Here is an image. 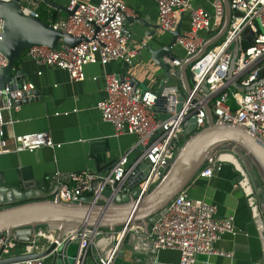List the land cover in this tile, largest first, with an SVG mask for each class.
<instances>
[{"label": "built area", "instance_id": "obj_1", "mask_svg": "<svg viewBox=\"0 0 264 264\" xmlns=\"http://www.w3.org/2000/svg\"><path fill=\"white\" fill-rule=\"evenodd\" d=\"M10 1V0H4ZM158 7L159 24L163 31L174 30L178 16L189 12L191 26L177 38L176 46L184 50L186 58L195 56L204 44L203 33L221 25L225 17L223 0H215L214 14L193 6L191 0H154ZM33 0H22L23 10L38 16L31 9ZM231 19L227 33L220 44L207 51L190 65L194 78L192 92L186 97L184 108L177 112L178 103L174 93L139 87L131 78L106 74L107 96L97 104L102 119L113 124L116 135L135 134L137 144L133 150L122 154L105 172L85 170L62 172L57 170L50 178V187H55L59 198L68 203L82 202L85 194L99 196L106 187L115 192L131 190L129 181L139 176L141 195L155 186L175 159L186 137V128L191 116L197 119V130L207 126L206 107L215 118L227 124L242 125L264 140V0H229ZM67 8L73 12L66 19L52 23L54 29L83 37L74 47L67 45L52 49L46 45H33L24 53L39 65L57 67L69 72L73 81L86 79L85 67L89 64L107 65L123 58L129 62L137 55L127 47L125 22L129 7L123 0H100L99 3L84 0H68ZM252 30L253 42L243 49L240 37ZM4 19L0 16V66L8 59L1 50ZM238 42L239 48L236 49ZM183 59H169L171 74L181 66ZM41 73V72H40ZM97 80V77H93ZM203 85L209 88L205 92ZM32 82L24 81L18 88H0V154L9 152L4 139L3 126L7 123L4 110H18L25 95L35 90ZM160 96L166 102H160ZM17 151H33L47 146L57 148L48 132H34L14 136ZM135 149L136 158L130 153ZM146 164L149 168H146ZM214 162L200 169L196 177L210 178L221 170ZM235 216L218 217L217 206L204 199L193 198L187 189L179 193L168 205L161 217L150 226L147 234L156 249H176L180 252L179 264H196L199 255L231 257L232 252L218 250L215 246L226 233L236 234ZM108 231L100 227L82 226L58 238V231L46 227L36 230L31 242H20L0 235V258H13L45 252L52 244L56 247L48 255H60L63 264H113L118 245L124 232L117 231L119 240L108 253H102L101 238ZM127 233V232H126ZM44 239L45 242H39ZM117 240V239H116ZM78 242L76 254L71 256L68 247ZM47 256V255H45ZM45 256L5 262L1 264H52Z\"/></svg>", "mask_w": 264, "mask_h": 264}, {"label": "crops", "instance_id": "obj_2", "mask_svg": "<svg viewBox=\"0 0 264 264\" xmlns=\"http://www.w3.org/2000/svg\"><path fill=\"white\" fill-rule=\"evenodd\" d=\"M99 3L100 0H84ZM129 7V15L125 22L128 37L127 47L136 50L137 55L131 62L119 58L107 65L101 63L89 64L85 67L86 79L73 81L67 70L57 67L39 65L28 58L25 53L17 64L26 79L32 82L40 95L27 99L18 110H4L6 124L3 126L4 139L9 152L0 154V187L18 188L21 191L32 189L51 194L55 187H50V178L57 170L62 172H82L93 170L105 172L110 169L118 158L137 144L135 134L116 135L112 123L102 119L97 108L98 102L105 99L106 74L115 73L131 78L143 88L155 90L159 93L169 90L176 96L187 97L190 84L182 73L186 58L184 50L176 46L175 55L183 59L181 66L175 69L171 77L160 68L151 57L146 45L157 47L161 40L171 38L169 32L163 31L159 24V12L154 0H123ZM215 0H191L193 6L203 8L214 14ZM229 0H223L227 12ZM53 2V3H52ZM68 0H33L30 8L37 11L50 24L66 19L69 14ZM62 6V7H61ZM225 17L221 25L203 33L204 44L193 56L200 58L207 51L212 50L224 39L219 37L223 29ZM140 19L159 26L154 29L155 35L148 36L146 32L152 27L144 26ZM182 22V31L191 26L189 12H182L178 16V23ZM177 23V24H178ZM230 24V23H229ZM61 44L60 46H63ZM236 46V45H235ZM187 63L190 73V65ZM169 59H166L168 65ZM177 71L180 73L177 74ZM41 72V73H40ZM13 74V73H12ZM97 77L94 80L93 77ZM192 87L194 84L191 85ZM48 132L57 148L41 147L33 151L16 150L14 136L34 132ZM1 137V135H0ZM137 149L130 153V159L136 158ZM230 152L218 154L217 163L221 170L210 178L196 177L187 188V193L193 198H204L214 203L218 208V217L235 216L236 234L226 233L216 242L218 250L232 252L231 257L217 254L199 255L196 264H261L264 262V204L257 189L249 178L237 168L234 160L227 157ZM92 196L85 194L84 197ZM263 222V223H262ZM101 238L102 253L108 254L119 240L117 231L108 230ZM117 239V240H116ZM44 243V239H40ZM78 242L69 245L71 256L76 254ZM46 260L52 264H63L60 255H47ZM179 264L180 252L176 249H156L147 236V231L133 225L118 245L113 264ZM89 264H94L89 262Z\"/></svg>", "mask_w": 264, "mask_h": 264}, {"label": "water", "instance_id": "obj_3", "mask_svg": "<svg viewBox=\"0 0 264 264\" xmlns=\"http://www.w3.org/2000/svg\"><path fill=\"white\" fill-rule=\"evenodd\" d=\"M21 1L0 0V16L4 19L1 50L8 59L6 66H0V88L10 86L15 89L22 85L26 75L21 69H17V64L22 59L23 53L33 45H46L56 49L61 44L74 47L84 40L83 37H74L70 33L54 29L50 23L43 21L37 15L26 13ZM227 3L225 23L219 37L225 34L231 19V7L229 1ZM62 9H65L69 15L73 14L68 8ZM140 21L144 26L153 29L146 32V35H155L154 29L159 26L149 24L144 19ZM182 32V22H179L174 30L169 31L171 38L168 41L160 39L161 45L157 47L145 46L152 60L169 77L172 74L166 59L173 60L177 57L174 49L177 38ZM236 44L238 49V42ZM191 60L193 63L196 58L192 57ZM190 61L184 62L182 66V73L190 84L189 93L192 92L191 85L195 82L187 69V63ZM179 73L177 71V74ZM203 89L205 92L209 91L206 85H203ZM39 95L40 92L36 89L30 91L22 102L27 99L32 100ZM175 98L178 100L175 105L176 111L181 112L186 97ZM159 101L166 102L167 98L160 96ZM205 109L207 126L197 130L196 117H190L184 129L186 139L177 156L167 166L162 179L142 195L141 188L137 184L139 176H134L129 181L131 190L127 193L115 192L110 187H106L99 198L95 195L84 197L80 203L62 201L56 194L57 189L51 194H45L35 189L21 191L18 188L0 187V235H6L20 242H31L35 238L36 230L46 227L58 231V238L61 239L69 232L85 225L114 232L120 228L121 234L124 232L122 239L133 225L144 228L148 234L150 226L161 217L170 202L189 187L202 167L216 162L221 152L231 153L237 168L244 175L248 174L264 204V140L254 132L250 134L242 125L227 124L215 118L210 107L207 106ZM146 168H149L148 164ZM55 247L56 244H52L42 253L0 258V264L45 256Z\"/></svg>", "mask_w": 264, "mask_h": 264}, {"label": "trees", "instance_id": "obj_4", "mask_svg": "<svg viewBox=\"0 0 264 264\" xmlns=\"http://www.w3.org/2000/svg\"><path fill=\"white\" fill-rule=\"evenodd\" d=\"M38 16L43 20L46 21L48 23H50L48 20H46L45 18H43L41 16V14L38 13ZM253 32L252 30L248 29L246 30L243 35L240 37V45L243 49H245L246 47L250 46L253 42Z\"/></svg>", "mask_w": 264, "mask_h": 264}, {"label": "bare ground", "instance_id": "obj_5", "mask_svg": "<svg viewBox=\"0 0 264 264\" xmlns=\"http://www.w3.org/2000/svg\"><path fill=\"white\" fill-rule=\"evenodd\" d=\"M228 158H230L231 160H235L234 157H232V155H227Z\"/></svg>", "mask_w": 264, "mask_h": 264}]
</instances>
